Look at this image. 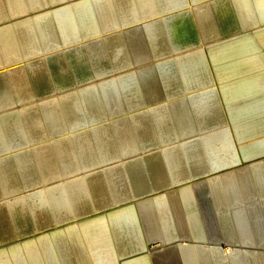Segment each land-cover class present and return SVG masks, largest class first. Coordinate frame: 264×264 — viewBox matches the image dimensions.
I'll use <instances>...</instances> for the list:
<instances>
[{"label": "crops", "instance_id": "1", "mask_svg": "<svg viewBox=\"0 0 264 264\" xmlns=\"http://www.w3.org/2000/svg\"><path fill=\"white\" fill-rule=\"evenodd\" d=\"M0 264H264V0H0Z\"/></svg>", "mask_w": 264, "mask_h": 264}]
</instances>
